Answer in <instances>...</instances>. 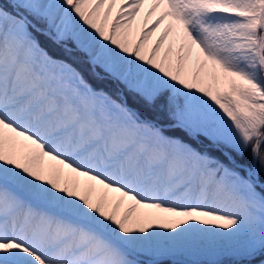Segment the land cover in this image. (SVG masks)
I'll return each mask as SVG.
<instances>
[{
    "label": "snow or ice",
    "instance_id": "6c2138e0",
    "mask_svg": "<svg viewBox=\"0 0 264 264\" xmlns=\"http://www.w3.org/2000/svg\"><path fill=\"white\" fill-rule=\"evenodd\" d=\"M197 253L264 264V0H0V264Z\"/></svg>",
    "mask_w": 264,
    "mask_h": 264
},
{
    "label": "trees",
    "instance_id": "16d2710c",
    "mask_svg": "<svg viewBox=\"0 0 264 264\" xmlns=\"http://www.w3.org/2000/svg\"><path fill=\"white\" fill-rule=\"evenodd\" d=\"M42 42H45L47 43V41L45 40V38H41ZM48 48H49V51L52 53V54H60V52H57V50L54 48V46H52L51 44H48ZM77 60V61H76ZM73 61L74 63H77L79 64L81 67H83V63L81 62L82 60L81 59H76V58H73ZM84 68V67H83ZM85 69V68H84ZM86 73L92 75V73L88 70V69H85ZM91 77V81L96 85V86H102V87H111L112 86V82L108 79H105V80H98L95 76H90ZM175 135L177 136H180L182 139H187V136L184 134V133H181L179 131H177L176 133H174ZM244 159L246 161L250 160V149L245 153V157Z\"/></svg>",
    "mask_w": 264,
    "mask_h": 264
},
{
    "label": "rangeland",
    "instance_id": "374dc122",
    "mask_svg": "<svg viewBox=\"0 0 264 264\" xmlns=\"http://www.w3.org/2000/svg\"><path fill=\"white\" fill-rule=\"evenodd\" d=\"M171 258L173 260H179L184 262H193V261H210L216 259L217 257L209 253H197V254H184V255H166L159 257L158 259Z\"/></svg>",
    "mask_w": 264,
    "mask_h": 264
}]
</instances>
